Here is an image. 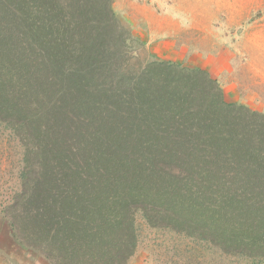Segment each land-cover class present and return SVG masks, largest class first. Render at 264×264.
Returning a JSON list of instances; mask_svg holds the SVG:
<instances>
[{"label":"trees","instance_id":"obj_1","mask_svg":"<svg viewBox=\"0 0 264 264\" xmlns=\"http://www.w3.org/2000/svg\"><path fill=\"white\" fill-rule=\"evenodd\" d=\"M112 0H0V232L46 264H129L142 231L264 264V112L201 67L135 69Z\"/></svg>","mask_w":264,"mask_h":264},{"label":"rangeland","instance_id":"obj_2","mask_svg":"<svg viewBox=\"0 0 264 264\" xmlns=\"http://www.w3.org/2000/svg\"><path fill=\"white\" fill-rule=\"evenodd\" d=\"M130 29V60L160 59L201 67L218 81L227 101L264 112V0H112ZM19 147L0 136V201L13 183ZM0 232V264H46ZM129 264H198L197 252L178 239L144 229ZM217 254L214 264H236ZM206 264V263H202ZM211 264V263H210Z\"/></svg>","mask_w":264,"mask_h":264}]
</instances>
